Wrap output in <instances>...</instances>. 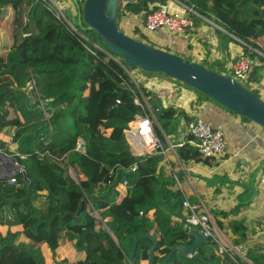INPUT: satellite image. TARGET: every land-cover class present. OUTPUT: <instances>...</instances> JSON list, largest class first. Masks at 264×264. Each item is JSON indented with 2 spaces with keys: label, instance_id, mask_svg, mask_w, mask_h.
Masks as SVG:
<instances>
[{
  "label": "trees",
  "instance_id": "obj_1",
  "mask_svg": "<svg viewBox=\"0 0 264 264\" xmlns=\"http://www.w3.org/2000/svg\"><path fill=\"white\" fill-rule=\"evenodd\" d=\"M168 1L119 0L118 27L124 18L125 22L138 18L137 24H143L144 12L150 14ZM180 1L220 26L222 29L217 31L225 40H233L232 34L253 47L255 51L243 49L252 62L247 85L261 97L257 84L264 70V0ZM77 10L80 17V9ZM199 15H194L196 27L202 21ZM80 24L83 33H94L105 46L83 20ZM137 24L132 29L139 35L135 38L144 40ZM34 30L38 36L25 40V35ZM21 47L25 70L19 78L4 55L16 48L9 56L14 54L18 68ZM222 66L226 68V63ZM128 69L132 72L135 68ZM218 72L227 74L225 70ZM32 79L35 101L30 104L31 94L22 88ZM12 85L20 88L7 91ZM139 86L153 104L166 133L182 115L187 122L192 119L184 110L165 106L161 97L144 84L139 82ZM132 89L137 90L129 73L110 56L102 52L98 57L91 54L66 22L56 17L49 0H0V134L9 137L0 138V151L27 155L17 159L25 166L28 178L20 173L16 183L0 179V222H7L14 215L22 225V231L10 242L0 244V264H46L42 252L26 242L29 238L44 239L54 253L68 240L69 254L63 264H129L132 251H126L122 239L131 240L132 250L135 237L146 232L158 238L155 264H162L174 245L192 243L184 229L183 194L175 188L174 172H166L161 154L135 156L127 141L125 129L140 110ZM195 91L200 98L212 100ZM2 95L12 96L11 102ZM76 132L87 140L86 151L74 150L66 159L55 158L54 149L67 145ZM156 132L161 135L157 127ZM185 137V143L177 146L181 162L210 163L213 157L203 156L192 143L194 137L188 133ZM162 139L167 145L163 136ZM136 162L137 169L132 171ZM76 163L86 178L76 179L71 174L65 177V170L69 166L76 170ZM176 174L181 178L184 175L182 170ZM191 198L197 201L196 196ZM27 204L34 210L31 216L27 215ZM51 211L56 212L53 219H40L39 215ZM229 213L219 210L214 216L221 231L225 226L218 218ZM230 229L235 245L246 242L248 232L243 221H232ZM152 245L150 238H141L133 264L142 260L149 264ZM216 247L212 240L199 246L197 252L206 259L205 263L175 252L167 264H264V253L259 250H246L248 262L239 256L234 260L228 254H219Z\"/></svg>",
  "mask_w": 264,
  "mask_h": 264
},
{
  "label": "crops",
  "instance_id": "obj_2",
  "mask_svg": "<svg viewBox=\"0 0 264 264\" xmlns=\"http://www.w3.org/2000/svg\"><path fill=\"white\" fill-rule=\"evenodd\" d=\"M124 19L123 21H125ZM129 20L125 23H129ZM197 29L199 28L195 26L192 30L184 32L186 35L172 34V32H167V30L162 29L161 35L157 36L154 40L158 44L157 47H160L161 43L167 41L169 45H173L172 48H174V44L167 39L171 40L172 36L177 35L179 38H184L180 49L186 50L187 52V45H192L193 48L197 47L196 41L194 38H191V36L203 38L204 34L209 33L208 26L203 25L200 27V32L199 30L197 31ZM211 31L208 40H205L206 44L204 46H210L212 54H210V57H205L204 55L206 54H204L201 60L195 58V61L203 63L204 65H206V63L222 65L225 62L227 68L231 70L238 54H236L235 59L231 61L229 58V49L227 51L224 50L223 42L218 38V35H214V33H216L215 29H211ZM37 36L36 32L34 38ZM189 38H191V40H189ZM24 70V54L22 47L21 65L19 71L16 73L19 78L22 77ZM262 76V80L257 84V87L264 93V71ZM147 78L148 77L143 76L144 80ZM161 80L162 79L159 80L158 78L155 80L153 79L154 85L148 80L147 82L144 81V83H146L145 85L147 87H153L151 90L161 97L165 106H174L179 110H184L187 115L192 118L195 115H201L206 120L212 122L214 126H218L225 131L226 150L223 155L214 156L208 164H186L185 169L187 172L185 173L183 171L184 175L182 178L178 174L177 176L179 179L181 178L180 180L183 184L186 183V190L189 194H192V188L186 181V174L192 175V181L197 195L206 206L209 207L214 216L219 210L230 212L227 216H219L218 219L224 223L225 227L221 232L231 246H245L246 250L253 249L264 253V183L260 180L261 172L264 168V128L251 120L248 121L243 119V117L232 113L212 100L200 98L199 94L194 89L184 84L171 82L173 80ZM178 120V125H181L178 126V131L183 133L177 135L174 131L176 126H172L171 129L173 131L171 132V136L174 140L167 135L168 139L174 143L176 141H184L187 135L188 122L185 120L184 115ZM78 134L79 133L76 132L67 145L55 148L52 155L59 159L67 158L68 154L75 149L76 137ZM164 140L166 141L165 138ZM162 166H164L167 173L170 172L167 166ZM78 168L84 173L80 165H78ZM65 177L68 176L65 175ZM192 195L195 197L194 194ZM232 221H243L246 224L248 238L242 245H235L233 243V233L230 229V223ZM66 245L62 243V249L64 250L58 249L56 251V253H65V255L60 258L61 261L67 257L66 255L68 254V248H65ZM245 259L248 260L247 258ZM248 262H250V260H248ZM57 263L63 264V261L60 262L55 259L54 264ZM140 264H148V261L142 260Z\"/></svg>",
  "mask_w": 264,
  "mask_h": 264
},
{
  "label": "built area",
  "instance_id": "obj_3",
  "mask_svg": "<svg viewBox=\"0 0 264 264\" xmlns=\"http://www.w3.org/2000/svg\"><path fill=\"white\" fill-rule=\"evenodd\" d=\"M49 1L50 8L54 11L56 17L66 22L70 31L78 36L79 41L91 54L98 57L99 53L102 52L110 56L129 73L130 77L135 82L138 91L135 89H132V91L135 95V105L138 106L140 110L135 115L134 120L130 122L129 128L125 129L126 138L132 146L133 154L137 157H147L149 154H161L163 156L161 162L162 165L167 166L170 171L174 172L176 180L175 187L183 194L182 204L185 212V222L188 225V228H197L207 237V240L214 241L217 245V251L219 254H228L234 260L236 259V256L245 259L244 250H246V247H234L228 243L227 239L217 226L214 214L197 195L192 181V175L186 174V181L192 188V194L197 197V201L192 200L191 196L193 195L189 194L186 190V183L183 184L177 176L176 172L179 170H182L185 173L187 172L185 165L181 162L177 153V146H182L185 142L182 141L176 144L168 139L166 132L163 130L157 119L153 104L145 96L139 86V83L137 82L136 77L133 76L132 72L128 69V66L125 65L122 58L110 52L101 43L91 41L87 34L83 33L79 27L67 17L57 0ZM73 1L77 5V8L80 9L82 8L81 3L85 0ZM194 15L199 14L192 7L182 3L180 0H169L165 4L159 5V9L147 14L142 27L144 31L148 33L162 29L170 32L175 31L178 33H184L195 27ZM218 27L220 28V26ZM238 40L240 39L238 38ZM241 43L244 42L241 41ZM251 64V58L244 50H241L237 55L236 61L231 67L233 74L230 75L247 85L248 77L251 71ZM156 127L161 131V135L166 139L165 142L167 145L164 144L162 136L156 132ZM187 133L194 137L192 143L199 148L203 156L214 157L225 153V131L214 126L212 122L206 120L201 115L193 116V118L187 123ZM86 147L87 140L78 134L74 150L85 152ZM1 155L6 157V160H8L10 165H7L1 160ZM17 157L26 158L27 155L16 153V156H13L0 151V166L2 169L9 170L7 180L10 183H16L18 175L20 173H26L25 166L19 162ZM69 167L72 171L74 170L72 166ZM131 169L132 171L137 169V162ZM260 180L264 183V168L262 169ZM125 184H127V182H125ZM189 256L192 257V254H189Z\"/></svg>",
  "mask_w": 264,
  "mask_h": 264
},
{
  "label": "water",
  "instance_id": "obj_4",
  "mask_svg": "<svg viewBox=\"0 0 264 264\" xmlns=\"http://www.w3.org/2000/svg\"><path fill=\"white\" fill-rule=\"evenodd\" d=\"M118 3L119 0H85L82 8H80V21H84L87 29L96 32L105 47L113 54L120 56L125 65L147 73H163L202 92L229 111L264 128V100L251 87L230 74L218 72L200 62L190 60L127 34L117 24ZM147 14V12L142 14V21L145 20ZM223 30L227 32L225 29ZM230 35L238 39L234 35ZM11 88L19 89L20 87L12 85L7 88V91H10ZM33 88H35L34 79L25 88H22L31 94L30 104L35 101L32 95ZM8 173L9 170L2 169L0 166V179H7ZM73 176L77 179L75 174ZM24 177L28 180L26 173H24ZM184 229L187 230L188 238L192 243L174 245L163 259L162 264H167L175 252L181 256L192 254L195 259L206 262V259L197 252V249L207 241V237L197 228L189 229L187 224L184 225ZM143 237H148L153 241L149 264H155L154 253L158 245V238L150 232L135 237L129 264H133V256L138 241Z\"/></svg>",
  "mask_w": 264,
  "mask_h": 264
},
{
  "label": "rangeland",
  "instance_id": "obj_5",
  "mask_svg": "<svg viewBox=\"0 0 264 264\" xmlns=\"http://www.w3.org/2000/svg\"><path fill=\"white\" fill-rule=\"evenodd\" d=\"M58 2H59V4H60V6L62 7V9L64 10V12H65V14L69 17V19L72 21V22H74V24L75 25H77V26H80L81 27V24H80V17H79V10H77L78 8H77V5L75 4V2L73 1V0H57ZM83 4H84V2H82L81 3V5L83 6ZM201 22H200V24L197 26V28H199V29H197V31L199 30V32H200V27H202L203 25L204 26H208V28H209V33H206V34H204L203 35V38L202 37H199V36H197L196 38L195 37H193V36H191V38H194V40L196 41L195 43H196V45H197V47L196 48H193V46L192 45H187L188 46V48H187V52H186V50H183V49H180V46H181V44H182V42H183V40H184V38H179L177 35H175V36H172V38H171V40H169V39H167L168 41H170L172 44H174V48H172L173 47V45H169V43L167 42V41H164L163 43H161L160 44V47H164L165 49H167V50H170V51H174L175 53H177V54H179V55H181V56H184V57H186V58H188V59H191V60H193V61H195V58L196 59H202L203 57V55L204 54H206V55H204L205 57H210V54H212V51H211V49H210V46H208V45H206V46H204L206 43H205V40H208V36H210V32H212L211 31V29H215V31H216V33H214V35H218V38L223 42V45H224V50H228L229 49V58L231 59V61L233 60V59H235V55L236 54H239V52L241 51V50H243V49H250V50H253V51H255L254 49H253V47L252 46H249V45H247L246 43H241V41L240 40H238V39H233V40H230V41H227V40H225V37L221 34V33H219L217 30L219 29V27L218 26H216L217 24L216 23H214V21H211V20H208V19H206V18H201ZM130 21L131 22H129V23H125V21H123V19L120 21V29H123V30H125L126 32H128L130 35H132V36H134V37H138L139 38V35L138 34H135L134 32L135 31H133L132 29H133V27H134V25H136L137 23H140V20L138 19V18H133V19H130ZM134 21V22H133ZM142 25L143 24H137V26H138V28H139V31L141 32V35H145V41H147L148 43H150V44H152V45H154V46H158V44H157V42L154 40L157 36H159V35H161V32L163 31V30H156V31H153L152 33H148V32H145L144 31V29H143V27H142ZM218 28V29H217ZM167 32H168V30H167ZM170 32V31H169ZM35 34H36V31L34 30V31H32L31 33H29V34H27V35H25V40L26 39H34V37H35ZM172 34H180V35H186V33H178V32H175V31H173L172 32ZM87 36L90 38V40L91 41H93V42H98V43H101L100 42V40L99 39H96L95 38V36H94V33H87ZM153 37V38H152ZM191 38H189V40H191ZM24 41H22V42H20V43H23ZM208 42V41H207ZM229 42V43H228ZM170 43V44H171ZM19 46H21V44L19 45ZM18 47V46H17ZM16 47V48H17ZM15 48V49H16ZM22 48V47H21ZM15 49H13L12 51H14ZM11 51V52H12ZM7 54H8V56H7ZM20 58H21V60H22V49L20 50ZM248 55H250L249 53H248ZM7 56V62H8V64H9V66H10V68L15 72V73H17V71H19V69H20V65H21V63H20V65H19V67L18 68H16V61H15V59H14V54H11V56H9V51H7L6 53H5V55H4V57H6ZM204 57V58H205ZM236 59H237V57H236ZM236 61V60H235ZM206 65L207 66H210V67H212L213 69H215V70H218V71H223L224 72V70H225V72L227 73V74H233V72L232 71H230V70H228V68H227V64H226V68L224 69L223 68V66L222 65H220V64H207L206 63ZM264 71V70H263ZM132 74H133V76H135L136 77V79H137V82L139 83H141V84H146V83H144V81L145 82H147V80L150 82L151 81V83H152V85H154V82H153V79L155 80V79H162L161 81H163V80H168V81H171V80H173L171 77H168V76H165V75H163V74H161V73H158V74H149V73H146V72H144V71H142V70H140V69H138V68H135V69H133L132 70ZM143 76H146V77H148V78H150V79H146V80H144L143 79ZM151 76V77H150ZM154 76H156V77H154ZM144 80V81H143ZM171 82H176V83H178L177 81H175V80H173V81H171ZM146 86V85H145ZM148 88H150V89H152L153 87H149L148 86ZM260 95H261V98L264 100V93L262 92V90L260 89ZM3 96V98H4V100L6 101V102H11V99H12V96H4V95H2ZM67 119H68V121L69 122H72V117H71V115H68V117H67ZM178 123H179V120H178V122H176L175 124H174V126H176V128H175V133L178 135V134H182L183 132H179L178 130H179V128H178V126H181V125H178ZM173 130L172 129H170L169 131H168V133H166L171 139H172V136H171V132H172ZM0 138H4L5 140H8L9 139V137L8 136H5V135H2V134H0ZM172 140H174V139H172ZM129 142V141H128ZM130 144V143H129ZM130 147H131V150H132V146H131V144H130ZM69 155V154H68ZM55 158H57V159H59L58 157H55ZM64 159H66V157L64 158ZM1 160L4 162V163H6L7 165H10L9 164V162H8V160H6V157L5 156H3V155H1ZM80 165L79 163H76V170H71L70 169V167H69V170H68V168H67V170H65L66 172H65V175L66 176H69L70 174L73 176V174H75L76 175V177H78L79 176V178H86L85 176V174L83 173V172H81L80 170H79V168H78V165ZM26 212H27V215H29V216H31L32 214H33V209H32V207H31V205H29V204H27L26 205ZM56 214V212L55 211H51V212H49L48 214H45V215H39V217H40V219L41 220H43V221H50L51 219H53V217H54V215ZM9 221H7V222H0V244L3 242V241H6V242H10L11 240H12V238L14 237V236H16L18 233H20L21 231H22V225H21V223L19 222V220L14 216V215H10L9 216ZM5 237V238H4ZM4 238V239H3ZM27 241L26 242H30L31 244H33V246L34 247H36V249L38 248V250H39V253H40V251L42 252V255H43V257H44V259H45V263L46 264H54L55 263V259H57L58 261H60V262H62L61 260H60V258H62V256L63 255H65V253L64 252H59V253H54V252H52L51 250H50V248L47 246V245H45V241H44V239H42V240H40V241H37V240H34V239H26ZM63 245H66L67 243H68V240H64L63 242ZM131 240L128 238V237H125V238H123L122 239V244H123V246L125 247V249H126V251L129 253V251H132V250H130V248H131ZM63 248V247H62ZM61 248V249H62ZM65 248H68V245H66V247ZM217 248V247H216ZM62 250H64V249H62ZM73 250V249H72ZM245 251V250H244ZM243 251V252H244ZM245 253V252H244ZM68 254H69V252H68ZM67 254V255H68ZM242 254V253H241ZM66 255V256H67ZM53 257V258H52ZM52 258V259H51ZM67 264V263H66Z\"/></svg>",
  "mask_w": 264,
  "mask_h": 264
},
{
  "label": "clouds",
  "instance_id": "obj_6",
  "mask_svg": "<svg viewBox=\"0 0 264 264\" xmlns=\"http://www.w3.org/2000/svg\"><path fill=\"white\" fill-rule=\"evenodd\" d=\"M128 141V140H127Z\"/></svg>",
  "mask_w": 264,
  "mask_h": 264
}]
</instances>
